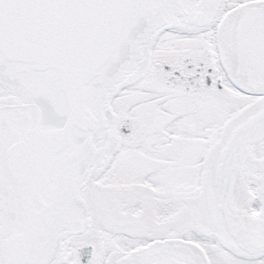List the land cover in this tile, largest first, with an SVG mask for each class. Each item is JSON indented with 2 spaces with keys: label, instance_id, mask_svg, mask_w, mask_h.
<instances>
[{
  "label": "snow or ice",
  "instance_id": "obj_1",
  "mask_svg": "<svg viewBox=\"0 0 264 264\" xmlns=\"http://www.w3.org/2000/svg\"><path fill=\"white\" fill-rule=\"evenodd\" d=\"M0 264H264V0H0Z\"/></svg>",
  "mask_w": 264,
  "mask_h": 264
}]
</instances>
